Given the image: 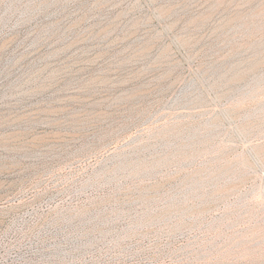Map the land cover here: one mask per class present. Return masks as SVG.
Masks as SVG:
<instances>
[{"label": "rangeland", "instance_id": "rangeland-1", "mask_svg": "<svg viewBox=\"0 0 264 264\" xmlns=\"http://www.w3.org/2000/svg\"><path fill=\"white\" fill-rule=\"evenodd\" d=\"M0 264H264V0H0Z\"/></svg>", "mask_w": 264, "mask_h": 264}]
</instances>
